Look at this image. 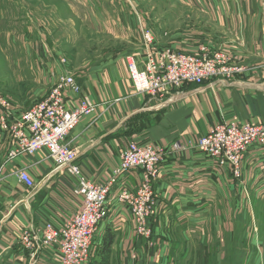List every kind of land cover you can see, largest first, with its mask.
Listing matches in <instances>:
<instances>
[{"label":"crops","instance_id":"crops-1","mask_svg":"<svg viewBox=\"0 0 264 264\" xmlns=\"http://www.w3.org/2000/svg\"><path fill=\"white\" fill-rule=\"evenodd\" d=\"M193 5L224 34L225 51L234 57L235 65L245 69L234 80L187 84L166 96L152 97L135 92L129 62H120L108 71L89 73L84 80L76 77L81 95L67 93L70 110L78 107L82 96L97 105L67 138L77 152L76 165L94 182L110 178L131 142L167 148L154 185L159 249L151 251L137 237L131 214L118 202L119 189H115L109 200V216L94 235L87 264H127L133 254L139 257V264H218L219 227H232L228 221L224 223L227 217L232 220L236 214H257L256 218L264 220V147L256 145L248 150L240 179L228 168L217 167L211 158L186 149L218 124H264V0H194ZM210 40L175 50L193 54L207 45L216 51L220 46ZM36 52L42 84L48 92L27 109L14 108L15 117L44 100L62 74L55 56L44 47ZM135 62L144 69V56H136ZM14 148L12 136L0 129V264H60L57 247L39 244L32 257L20 241L26 231L41 237L46 224L62 228L79 212L82 198L75 194L78 182L65 170L55 171L46 151L9 159ZM22 170L34 180V190L20 183L17 173ZM141 179V172L133 170L118 187L135 190ZM221 216L224 220L219 223ZM261 235L258 247L264 249ZM204 239L208 245L203 252ZM246 241L249 247V234Z\"/></svg>","mask_w":264,"mask_h":264},{"label":"built area","instance_id":"built-area-1","mask_svg":"<svg viewBox=\"0 0 264 264\" xmlns=\"http://www.w3.org/2000/svg\"><path fill=\"white\" fill-rule=\"evenodd\" d=\"M146 48L145 67L129 62V73L135 92L152 97L166 96L171 90L187 84L203 85L213 79L234 80L244 68L232 65L231 57L223 50L213 51L201 46L193 54L176 50H159L150 35L141 30ZM82 88L68 75H58L48 96L31 109L15 117L13 105L0 98V129L12 136L15 148L9 159L18 155H34L46 151L55 164V171L65 170L76 178L75 194L82 198V207L62 228L46 224L41 237L26 231L20 243L32 257L38 253L35 246L57 247L60 264H87L94 235L109 216V200L119 189L118 202L126 207L135 224L137 237L149 249L156 248L155 224L158 218L154 185L159 179L160 166L167 155V148L159 145L131 142L123 151L120 163L105 182H94L76 165L77 152L67 143V138L77 128L82 118L91 116L97 105L82 96L77 108L67 106V93L81 95ZM264 147V124L229 122L218 124L196 144L186 149L211 158L219 168H228L236 179L242 177V162L248 150ZM133 170L141 172L137 188L120 186L125 175ZM0 170V176H1ZM20 183L28 189L36 188L34 180L24 170L17 173ZM127 264H139L133 254Z\"/></svg>","mask_w":264,"mask_h":264},{"label":"rangeland","instance_id":"rangeland-1","mask_svg":"<svg viewBox=\"0 0 264 264\" xmlns=\"http://www.w3.org/2000/svg\"><path fill=\"white\" fill-rule=\"evenodd\" d=\"M193 1L0 0V98L14 108L27 109L48 92L42 84L36 52L43 47L59 61L58 71L61 68L63 75L76 82V77L82 76L84 80L89 73L108 71L117 63L128 64L136 56H144L141 30L164 49L183 50L184 46L210 43L211 38L214 45L220 46L216 51H225L224 34L195 10ZM230 57L232 65L237 66L234 57ZM256 216L236 214L232 220L219 218V223L222 219L232 227H219L218 264H259V260L264 264V249L258 247L260 235L264 236V220ZM207 245L204 239L203 252ZM158 249L157 245L151 251Z\"/></svg>","mask_w":264,"mask_h":264}]
</instances>
